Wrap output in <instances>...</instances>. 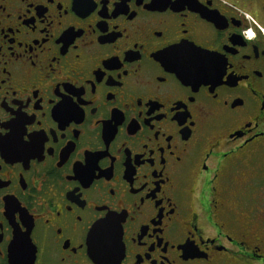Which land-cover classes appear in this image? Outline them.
<instances>
[{
	"label": "flooded vegetation",
	"instance_id": "flooded-vegetation-1",
	"mask_svg": "<svg viewBox=\"0 0 264 264\" xmlns=\"http://www.w3.org/2000/svg\"><path fill=\"white\" fill-rule=\"evenodd\" d=\"M108 2L109 0H104L105 9L101 13L95 12L85 17L96 7L94 0H86L85 3H81V0H57L55 5H51L50 0H0V42L4 44L5 51L10 52L14 39L17 42L15 47L19 48L23 44L25 52L34 48L40 56L42 67L55 65L60 69L58 74H54L53 80H42V73L33 74L29 79L24 80L27 92L20 83H17V87L20 88L19 97L5 86L6 98L17 103L14 110H19V104L25 103L26 96L31 94L34 97L35 92L39 90L44 100L42 107L47 109L48 117L44 118L41 115L35 103L28 105L29 114L34 113L38 116L35 126L39 127L40 119L44 120L45 126L54 122L51 99L55 97L59 101L62 94L68 93V87L77 91L83 88L86 101L85 119L77 124V130L81 134L76 136L75 131L69 133V140L63 141V147L57 146V155L55 157L49 155L43 165L39 161L34 162V169L37 166L41 170L51 169L44 173L51 181L46 195L32 193L33 200L30 202L27 199L30 192L23 189L21 182L20 169L24 167L23 163L18 162L16 168L8 165V169H11L12 181L6 191L15 194L12 198L15 202L9 208L6 200L0 201V220L4 221V228L0 230V234L9 242L5 244L4 257L0 264H11L9 247L11 239L16 235V228L9 216L15 215L21 227L27 228L28 221L24 223L22 214L18 210L20 208H26L28 215L34 218L33 234L39 242L40 264H89L86 249H81L79 253L73 251L74 246L82 238L83 225L79 226L78 231L71 226L72 221L69 219L75 213L70 214L65 211L63 215H59L55 211V206L70 202L68 190H75L74 185L79 184V181H66L64 177L74 170L77 156H83L86 148L94 149L93 155L104 149L106 144L102 138L104 126L97 125L96 120L98 118L106 120L111 116L112 111L115 110L114 105L118 104L130 120L134 112L144 108L147 114L151 111V106L154 110L159 107L158 103L164 100V106L157 109V113H162L165 108L171 107L167 97L175 99L177 95L183 94L187 99V93L194 91L184 88L175 79V74L169 73L168 69L155 59L165 44L171 46L172 41L185 35L182 30L183 25L187 26V35L196 41L197 46L204 45L206 50L220 48L221 55L226 52L228 59L235 65V77L248 87L224 91L218 89L221 91V101L227 97L226 107L220 105L210 92H205L202 88L197 94L199 104L203 105L205 112L214 104L217 108L214 116H204V113L198 111L197 106L189 100L187 108L196 113L198 121L201 117L206 121L203 124L198 122L196 128L180 129L177 132L174 122L167 119L157 121V126L162 129L160 141L165 147L162 150L157 147L155 140L150 141L151 148L155 150V165L152 164L154 161H151V153L140 143L133 144L129 141L130 146L125 147L123 144L125 137L122 134L118 135L112 145L116 159L119 161L113 170V178L110 173L108 177L102 176L96 181L94 192L90 193L89 190L82 189L83 194L78 192L77 195L81 196V201L88 197L89 205L107 200L116 207V199L107 189L111 185L117 187L120 200L126 204L130 215L136 216L134 222L130 220L124 225L127 236L137 241H127L130 254L125 264H141L142 258H138L137 254L143 256V264H165V256L171 264H260L255 249L260 243L259 237L264 234V133L260 131V128H264V122L257 127V120L253 119L249 126L246 120L248 112L241 111L240 106L235 110L231 108L233 103L234 105L243 103L242 100H236L238 96L244 98L245 105L254 102L256 109L260 108V95L250 91L253 83L256 89L264 94V76L256 74V70L264 69V41H257L254 45L250 40L255 39V30L243 25V19L251 18V12L234 4L232 0H214L215 7L210 10L224 23L223 28H218L200 12L193 11L198 10L197 0H192L193 10L190 8L182 10L181 6L172 5L173 10L170 8L167 13L159 11L142 13L136 19L124 14L128 11L127 0H110L109 13L106 7ZM61 4L64 5L63 10ZM170 4L172 0H160L157 5L158 10H166ZM5 5L6 10H4ZM174 10L182 11L177 13ZM100 14L106 16L101 19L116 15L114 19L108 20L109 28L106 23L97 22L95 28L89 24L90 20H96ZM256 23L264 29V25H260L259 21ZM117 25L120 30L127 29L125 37L119 35ZM45 27L47 36H45ZM155 29H164L165 35L157 36ZM69 31L77 35L72 44L66 45L64 34ZM243 31L248 35L245 36ZM220 34L228 40L231 45L230 50L222 46L223 41L218 38ZM233 36H237L240 42L233 43ZM114 39H116L115 43L112 42ZM101 42L105 43L101 44ZM117 43H124L125 48L117 47ZM125 49L135 54V57L130 54L129 59L137 58L124 61L128 74L121 78L119 69H108V74L115 75L116 80H110V84L107 80L101 82L96 75L100 69L96 66H106L109 64L107 60L116 59L117 57L113 55L115 52L126 55ZM78 51L79 59H77ZM9 58L12 64L17 63L11 56ZM246 72H251L249 79H241ZM160 76H164L168 83H163ZM89 77L92 78L91 82ZM92 83L99 88L100 99L96 103L103 105L97 116H93L90 110V103L94 99ZM57 89L59 91H56ZM110 93L115 95L109 96ZM153 96L158 99H150ZM17 99L19 101H16ZM126 105H131V108ZM3 111L8 116L12 115L7 109ZM256 114H259L258 111ZM133 123L135 124V121ZM143 127L147 132V124H143ZM168 131L176 132L172 144L177 156H183L186 161L192 157L194 171L199 173L196 177L195 199H203L206 203H198L192 209L187 202H182L178 198L177 189L170 187L177 177L174 174L176 168L173 167L175 158L166 147L165 137ZM182 132L185 138L190 132L194 135L185 140L184 135H181ZM248 140L251 142L248 143ZM242 141L244 143H241ZM69 142H74L76 145L69 146L73 148L71 153L66 149ZM209 151L211 157L207 155ZM165 156L168 164L164 163ZM238 162L239 166H237ZM60 163H63L62 168ZM99 163L100 170L107 172L111 155L101 157ZM203 163H207L211 171H204L201 167ZM145 173L148 174L150 185L156 186L157 196L164 197V201L161 204L155 197H150L142 203L140 209H137L133 200L139 197L133 196L128 188L131 179L142 183ZM24 174L29 185L37 179L34 173L29 174L27 169H24ZM229 175H231L229 195L238 196L246 204L242 206L241 219L238 223H230L229 216L223 208L213 207L208 203L213 199L222 201L225 198L223 193ZM5 182L10 183L7 180ZM61 184L64 186L63 192L58 191V186ZM100 185L104 187H99ZM0 186L4 184L0 183ZM42 187L41 184V190ZM69 195L73 198L72 194ZM169 197L178 205L175 213L171 211L173 204L169 202ZM50 198H54V205L48 203ZM71 202L76 204L78 211L82 210L83 204ZM49 208L50 211L46 210ZM161 212L163 216L160 215ZM96 215H99V212L90 214L86 219L92 220ZM48 218H51V224L47 222ZM145 221L148 223H144ZM61 226L63 235L58 231ZM229 233L235 238L236 243L228 238ZM193 236L195 239H192ZM68 237L72 238L70 242ZM187 243L200 248L202 252L198 253L200 256L185 260L183 247ZM153 244L155 246L152 247ZM166 248L167 253H165ZM259 250L264 252V248ZM185 258H188L187 255Z\"/></svg>",
	"mask_w": 264,
	"mask_h": 264
},
{
	"label": "snow or ice",
	"instance_id": "snow-or-ice-1",
	"mask_svg": "<svg viewBox=\"0 0 264 264\" xmlns=\"http://www.w3.org/2000/svg\"><path fill=\"white\" fill-rule=\"evenodd\" d=\"M85 2L86 0H81V3ZM94 2L96 7L85 17H88L95 12L101 13L102 10L105 9L104 0H102V2L101 0H94ZM232 2L251 12V18L247 17L243 19V25L246 28L254 29L256 32L255 39L250 41L254 45L257 41H264V29L256 23V21H259L260 25H264V0H232ZM56 3L57 0H50L51 5H55ZM159 3L160 0H142V2H140V0H127L128 11L124 14L132 17V19H136L141 16L142 13H154L157 11L167 13L170 8L173 10L172 5L181 6L182 10L185 8L193 10L192 0H172V4L167 6L166 10L163 11L158 10L157 5ZM61 5L62 8H60L63 10L64 5ZM106 7L109 13L110 0ZM213 7H215L214 0H197L198 10L193 11L200 12L208 21L214 23L218 28H223L224 23L221 21V18L210 10ZM4 10H6V5L4 6ZM182 10L174 11L178 13ZM115 16L116 15L113 17L107 16V19H101L106 16L100 14L96 20H90L89 24L95 28L97 22L99 24L106 23L109 28L108 20L114 19ZM182 30L185 32V35L180 39L172 41L171 46L165 44L162 50H159L155 59L159 60L163 67L168 69L169 73H174L175 79L184 88L194 89V91L187 93V99H185L183 94L177 95L175 99L167 97L171 107L165 108L162 113H157V109L164 106V100H161L160 103H158L159 107L154 110L151 106V111L147 112V114L144 108L134 112L130 120L120 109L118 104L114 105L113 107L115 110L112 111L111 116H109L106 120L103 118H98L96 120L97 125L102 124L104 126L102 137L103 140L106 141L104 149L100 150L98 154L93 155L94 149L86 148L83 156H77L74 170L69 175L64 177L66 181H79V184L74 185L75 190H68L70 202L60 206H55V211L59 215H63L65 211L70 214L75 213V215L70 216L69 219L72 221L71 226L77 228L78 231L79 226L83 225L84 230L81 233L82 238L80 239V242L74 246L73 251L79 253L81 249H86L89 264H125L130 254L129 244L127 241L137 242L133 237L127 236L124 227L128 221L131 220L134 222L136 220V216L130 215L126 204L120 200L117 187L115 185L109 186L107 190L111 196L116 199V207H113L107 200L103 203H92L89 205L88 197H85L83 201H81V196L77 195L78 192L81 193V195L83 194L82 189H87L90 193L94 192L96 181L102 176L108 177L110 173L111 178H113V170L119 163L116 159L115 152L112 149L114 138L122 134L125 137L123 140L125 147L130 146L129 141L133 144L140 143L145 150H148L151 153V161H154V163H151L155 165V150L151 148L150 141L155 140L157 147L162 150L165 147V145H163L160 141L162 129L157 126V121L167 119L170 122H174L177 132L180 129L196 128L198 122L203 124L206 121L204 120V117L199 118L198 121L196 113L187 108L189 100H191L193 105L197 106L198 111L204 113V116H214L217 108V105L214 104L210 106L207 112H205L203 105H200L197 101V94L200 93L202 88L205 89V92H210L214 100L220 102V105L226 107L228 105V100L227 97H225V99L221 101V91L248 87V85L241 84V81L235 77V65L228 59L226 52L221 55L219 54L221 52L220 48L206 50L204 45L197 46L196 41L187 35L188 29L186 25H183ZM117 31L121 37H125L127 33V29L120 30L118 25ZM154 31L157 36L165 35L164 29H155ZM75 35L77 34L70 31L64 34L66 45L73 43ZM45 36H47L46 27ZM218 38L223 41L222 46L224 48H228L229 50L231 49V45H229L228 40L225 39L222 34H220ZM232 40L233 43L240 42L237 36H233ZM112 42L115 43L116 39L112 40ZM16 43V40L13 39V46L11 47L10 52H6L4 44L0 42V183L4 184V186H0V201L6 200L9 208L12 207L15 202L12 199L15 194L6 191L12 181V176L10 174L11 169H8V165L16 168L18 162L23 163L24 167L20 169L21 182L23 189L29 190L30 192L27 196V199L30 202L33 200L32 193L36 195H46L51 181L44 173L45 171H51V169L41 170L39 166L34 169V162L39 161L40 164L43 165L48 160L49 155L55 157L57 155V146L63 147V141L69 140V133L75 131V135L79 136L81 133L77 130V124L83 121L86 116L84 110V104L86 102L83 96L84 89L81 88L77 91L72 87H68V93L62 94L59 101H57L55 97H52V117L54 122L48 124L47 126H45L44 120L40 119L39 127H36L35 122H37L38 116L34 113L29 114L28 110V105L35 103V107L40 110L41 115L44 118L48 117L47 109L42 107L44 100L41 97L39 90L35 92L34 97L31 94L26 96L25 103L19 104V110H14L17 103H13L6 98L7 91L5 90V86H7L10 91L16 93V96L19 97L20 88L17 87V83H20V86L24 87L27 92V88L23 81L29 79L33 74L42 73V80H53L54 74H58L60 72V69H58L55 65H50L46 68L42 67L40 56L35 52L34 48L25 52L23 44L17 48L15 47ZM104 43L105 42H101V44ZM116 46L119 48H125L124 43H117ZM125 50L126 55H122L120 52H115L113 55L117 57L116 59L107 60L109 64H106V66H96L97 69H100L96 75L101 82L107 80L110 84V80H116L115 75L110 76L108 74V69H119V75L121 78L128 74V69L125 67L124 61H132L137 58L129 59L130 54L133 57H135V54L127 49ZM10 56L15 59L17 62L16 64H12L9 58ZM79 58L80 55L78 51L77 59ZM248 58L250 59L251 57ZM22 61L24 63H21ZM72 71H76V69H72ZM256 74L264 76V69L256 70ZM250 76L251 72H246L243 74L241 79L248 80ZM159 78L163 83H168L164 76H160ZM91 79L92 78L89 77L90 82ZM233 81H235V83H233ZM218 89L221 91H218ZM56 91L59 90L57 89ZM92 91L94 99H92L90 103V110L93 116H97L103 105L102 103H96L100 97L98 95L99 88L95 83H92ZM250 91L260 95V108L258 110L256 109L254 102L251 105H245L244 98L239 96L236 100H242L243 103L235 105L233 103L231 108L235 110L238 106H240L241 111L248 112V115L246 116L248 125L251 126L252 120L256 119L257 127H259L260 123L264 122V94H261L256 89L255 83L252 84ZM110 95L114 96L115 93H110L109 96ZM77 97L79 99H76ZM150 99L155 100L158 99V97L153 96ZM16 101H19V99ZM126 107L131 108V105H126ZM4 109H7V111L12 113V115L8 116L7 113H4ZM257 111L259 113L258 115L256 114ZM134 121L135 124L133 123ZM143 124H147V132L144 131ZM260 131L261 133H264V128H260ZM181 135H184L185 138L184 132H182ZM193 135L194 133L190 132V135L185 138V140H188ZM175 138L176 132L173 131H168L165 137L167 140L166 147L171 151V156L175 158L173 167L176 168V172L174 174L177 177V180L173 181L170 187L177 189L176 194L178 198L182 202H187L189 208L192 209L198 203L206 202L203 199H195L197 192L196 177L199 173L194 171V162L192 157H189V160L186 161L183 156H177V152L172 144V141ZM250 142L251 141L248 140V143ZM241 143L244 142L242 141ZM70 145H74V147L76 146L74 142H69L66 148L69 149V153H71L73 149L69 148ZM109 155H111L110 166L107 172H103L100 170L101 166L99 161L101 157ZM207 155L211 157V152L209 151ZM128 157L130 162L131 152L130 155L128 154ZM67 159L64 158L65 161H67ZM164 163L168 164L167 156L164 158ZM177 165L180 167H177ZM237 166H239V162ZM60 167H63V163H60ZM201 167L204 171H211V168L207 163H203ZM24 169H27L29 174L34 173L37 177L31 185H29V182L24 174ZM147 176L148 174L145 173L142 183H138L133 179L130 180L131 184L129 185L128 191L133 196L139 197V199L133 200L137 209H140L142 203L146 202L150 197H155L161 204H163L164 201V197L157 196L155 190L156 186L150 185ZM169 179H171V177H169ZM5 180L10 183H6ZM230 181L231 175L228 176L226 181L223 193L225 198L222 201L213 199L208 203H211L213 207L223 208L229 216L230 223H238L241 219L242 206H246V204L238 196L231 197L229 195ZM41 184L43 186L42 190L40 189ZM99 187L104 186L100 185ZM58 191H64L63 184L58 186ZM69 194H72L73 198H70ZM71 201L83 204L82 210L78 211L76 204ZM169 202L173 204L171 211L175 213L178 205L172 201L171 197H169ZM48 203L50 205H54V198H50ZM41 206L43 207V204ZM18 210L22 214L24 223L27 220L28 224L27 228L23 229L20 223L16 221L15 215L9 216V218L14 221L16 228V235L11 239L9 247V258L11 264H40L41 252L38 247L39 242L36 238H34L33 234V228L35 226L34 218L28 215L26 208H20ZM46 210L50 211L51 209L49 208ZM95 212H99V215H96L92 220L86 219L87 216ZM160 215L163 216V213L161 212ZM47 222L51 224V218H48ZM144 223L147 224L148 221H145ZM3 228L4 221L0 220V230ZM58 231L61 235H63L62 226L58 228ZM228 238L233 243H236L235 238L232 237L230 233L228 234ZM67 239L70 242L72 238L68 237ZM192 239H195V237L193 236ZM205 239L207 238L205 237ZM259 241L260 243L255 251L260 259V264H264V252L259 250L260 248H264V234L259 237ZM6 243L9 242L5 241L4 235L0 234V261L3 260ZM181 243H183V241H181ZM153 246L155 245L153 244L152 247ZM165 253H167V248ZM198 253H202L201 249L191 243H187L183 247V258L185 260L200 256ZM137 255L138 258H142L141 264H143V256L141 254ZM186 255L188 258H185ZM164 259L165 264H171L167 256H165Z\"/></svg>",
	"mask_w": 264,
	"mask_h": 264
},
{
	"label": "clouds",
	"instance_id": "clouds-1",
	"mask_svg": "<svg viewBox=\"0 0 264 264\" xmlns=\"http://www.w3.org/2000/svg\"><path fill=\"white\" fill-rule=\"evenodd\" d=\"M243 33L245 34V36H247V35H248V33L244 32V31H243Z\"/></svg>",
	"mask_w": 264,
	"mask_h": 264
}]
</instances>
